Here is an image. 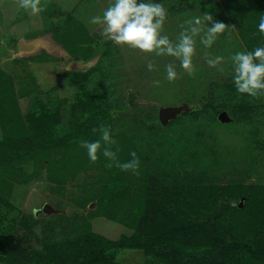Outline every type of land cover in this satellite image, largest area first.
<instances>
[{
    "label": "rangeland",
    "instance_id": "obj_1",
    "mask_svg": "<svg viewBox=\"0 0 264 264\" xmlns=\"http://www.w3.org/2000/svg\"><path fill=\"white\" fill-rule=\"evenodd\" d=\"M114 2L40 0L39 7L44 10L34 13L31 8L20 7L19 0H0V141L4 140L5 134L10 137L9 142L12 137H19L17 131H9L6 127L10 122L7 115L11 111L18 110L15 115L18 120L31 112L38 116L43 113L39 123L47 132H54V128H59L57 121L68 119L71 105L75 117L83 118L89 111L92 115V106L102 101L105 96L102 91L106 88L109 102L115 105L119 114L121 108H125L122 111L127 116L131 115L134 121L139 116L145 117L134 127L132 124L129 127L127 121L122 128L123 131L134 132L136 139H133V144L144 160V164L140 161L139 174L105 165L107 158L99 156L98 161L90 160L85 169L73 177L68 175L64 184H58L49 180L47 166L38 169L35 164L37 156L32 155L36 160L23 170L18 169L23 161H0V193L12 199L22 216L28 215L37 222L34 228L37 237L43 238L51 232L77 235L76 225H84L83 228L111 240H119L133 230L107 215H95L103 206L101 199L104 196L109 200L116 198L106 206L112 213L120 207L128 209L130 205L135 209L145 201L153 203L152 208L166 211V195L177 191L181 192L178 194L180 198L187 188L202 185L256 184L253 188L259 189L256 192H261L260 200H264V95L252 97L237 91L232 61L237 52L264 47V38H259L262 35L258 28L259 15L238 11L234 18L223 0H143L144 3H161L167 9L160 35L168 36L173 44L188 27L186 21L206 12L214 20L234 26L230 36L227 32L218 34L211 47H205L199 36L196 38L195 72L189 75L176 57L144 53L102 36L100 26L91 24L90 20L93 16H102ZM17 39L28 44L36 42V48L26 50L33 53L30 56L32 60L25 58L28 56L19 49L20 41ZM216 56L224 59L218 67H211L207 59ZM113 57H117L116 60ZM73 60L89 67L74 69L70 66ZM149 61L154 65L151 71L147 67ZM170 63L179 75L171 82L166 72V65ZM100 67L106 69L104 77L98 70ZM219 68H223V72ZM102 77L106 86H100ZM154 81H159V85H154ZM32 88L40 91L37 95L42 102L52 103V109H47L46 105L41 108L44 103L31 102L28 105L22 102L20 94L24 93L21 91ZM14 94L20 98L15 99ZM180 107L184 111L181 110L176 117L165 124L160 121L162 108ZM58 111L59 120L56 118ZM25 121L29 123L30 118L26 116ZM113 131L114 134L115 129ZM47 132L45 135L49 138L51 135ZM51 137L57 138L58 135ZM127 150L122 153L120 148L118 161L123 155L132 159L130 153L134 150L129 149L130 153ZM0 152H3L0 155L22 154L18 150ZM115 168L121 170L120 176L112 173ZM34 170L38 172L32 173ZM24 171L30 174H22ZM112 178L118 185L110 183ZM116 188L118 191L113 194ZM143 189L146 190V198ZM242 192L245 196L239 205L243 201V212H233L237 200H231L233 204L225 215L224 223L229 224L232 219L237 227L232 230V237L249 242L250 238L257 237L259 229L251 222L254 211L250 203L254 196L248 198V194L244 190ZM224 204L220 202L218 209ZM261 209L264 208L261 206ZM215 212L218 213L217 210L210 211L214 216L209 219L217 227L223 217ZM222 231L230 236L227 227H222ZM221 234L218 236L225 235ZM218 243L226 245L227 242L223 237ZM114 254L119 264L173 262L165 256L148 257L142 250L117 249ZM236 259L234 262V256L231 259L226 254L214 260L213 264H238ZM248 264H264V260H248Z\"/></svg>",
    "mask_w": 264,
    "mask_h": 264
},
{
    "label": "trees",
    "instance_id": "obj_2",
    "mask_svg": "<svg viewBox=\"0 0 264 264\" xmlns=\"http://www.w3.org/2000/svg\"><path fill=\"white\" fill-rule=\"evenodd\" d=\"M250 1L223 0L225 6L228 7L234 18L238 15V11L256 13L260 17L264 10V0ZM262 37L264 38V34L259 37L260 40ZM248 40L250 42L251 38L249 37ZM112 55L115 56L116 54L114 53ZM116 58L113 57L114 60ZM98 70L104 77L106 69L100 67ZM103 77L99 81L100 86L102 84L106 86ZM102 92L105 96L100 103L92 106L94 108L92 115H90L89 111L83 115V118L75 117L71 111V105L68 119L57 121L59 120L58 111L56 125L59 128L55 129L52 126L54 132L52 130L47 132V129H43V125L39 123V117L42 119L43 113L40 116L35 114V112L26 114L25 118L26 116L30 118L29 123H26L23 117L21 120L15 119L18 111V107H16V112L11 111L7 115V121L9 120L10 122L6 127L9 131H17L16 133L19 137L14 136L11 138L12 141L9 142L10 137H7L5 134L4 140L0 141V151H5V149L12 150V152H15V150H18V152L24 151L21 155H0V161L9 162L11 159L13 161H23L18 166V169L22 168L21 170H23L37 158L38 160L35 164L39 170L42 169V166H47L49 180L58 184H64L67 181L68 175L73 177L89 165L90 159L87 150L80 146L81 141L94 142L101 140V136H99L101 132L99 129L101 126H104L110 128L112 138L116 141L115 144L110 146L113 152L119 154L120 148L121 151L123 150L122 153L126 148L128 152L129 149H133L139 157V160L143 163V157L133 144V139H136L134 132L130 130L129 132L123 131L122 128L125 127L127 121L129 127L130 124L134 127L138 120L141 121L145 117L143 115L139 116L134 121L131 115L127 116V113L122 111L126 110L125 108H121V114H119L115 105L109 102L106 88ZM20 95L21 97L25 96L29 103H44L41 104V108L44 109V105H46L47 109H52V103L50 101L49 103L47 101L39 102V96H34L32 91ZM14 97L15 99L20 98L16 94H14ZM74 108L75 105L73 106ZM183 109H186V107ZM93 129H97V131L93 132ZM114 129L115 133L113 134ZM46 132L50 133L51 136L58 135V137L53 138L50 136L48 138L45 135ZM7 142L12 145H9ZM101 144L104 147H108V145H104L102 140ZM42 151H44L43 154ZM32 155L37 157L33 158L31 157ZM99 156H103V148L98 152ZM121 158L119 157L120 163L130 161L128 156L124 157L123 155V158ZM104 164L115 166V162L108 158ZM37 172V170H34L32 173ZM112 173L120 176L121 170L115 168ZM22 174L30 173L24 171ZM14 179L16 180L15 177ZM16 181L19 180L17 179ZM115 182H117L115 178L110 179L112 185H118ZM253 186L257 185H243L238 183L237 185H202L189 187L180 198L179 195L181 192L178 191L179 194L175 191V193H171L165 197L166 211L164 209L158 210L152 208L151 205L153 203L148 204L145 201L143 205L139 204L135 209L133 205H130L128 209L120 207L112 213L106 206H108L109 202L116 200V198L109 200L104 196L101 199L103 206H100L99 211L95 215H107L113 220L116 219L126 224L129 229L133 230L130 235H125L119 240H111L92 230H88L87 227L83 228V224H80L83 225L82 227L76 225L78 228L77 235H73L70 232L56 235L54 232H51L49 234L53 236L47 234L43 238L37 237L34 230L37 222L31 220L28 215L23 214L22 216L21 210L15 206L12 199L0 193V262L3 264H119L116 263L114 254V251L117 249L142 250L148 257L153 255L165 256L170 261H173L171 262L172 264H205L210 262L213 264L214 260L226 254L227 256L230 255L231 259L234 256V262L237 258L236 262L238 264H248V260L254 262L256 260L260 261L261 259L263 261L264 209L259 210V207L261 208L262 206L264 208V200H260L262 193L256 192L259 189L256 187L253 188ZM242 190L248 194V198L254 196V199L250 203L254 211L251 214V222L252 224L255 223L259 229V233L256 235L257 237L253 240L249 237V242H242L240 239L232 237V230L237 229L236 223H233L232 219L229 220V224L225 225L224 223V220H226L225 215L233 204L231 200H237L233 205L234 208L232 211L235 213L243 212L244 207L239 206L240 200L245 196ZM117 191L118 188L112 191V193L114 194ZM143 194L144 198H146L145 189H143ZM175 196L176 198H172ZM174 202L175 206H173ZM178 202L180 205H178ZM220 202H225V204L218 209ZM215 210L218 211L215 214H218V216L221 214L223 217V220L221 222L219 221L220 224L217 227L209 219L214 216L210 214V211ZM222 227L223 229L227 227L229 230L227 233L230 232V236L222 231ZM221 232L225 234L223 237L227 242L226 245L225 243H218L223 238L218 236V234L222 235ZM236 233L240 234V232ZM260 244L263 245L261 246ZM227 245L228 247H226Z\"/></svg>",
    "mask_w": 264,
    "mask_h": 264
},
{
    "label": "clouds",
    "instance_id": "obj_3",
    "mask_svg": "<svg viewBox=\"0 0 264 264\" xmlns=\"http://www.w3.org/2000/svg\"><path fill=\"white\" fill-rule=\"evenodd\" d=\"M22 8L35 12L43 11L39 7L40 0H19ZM167 18V9L161 3H144L143 0H115L114 3L103 12V15L93 16L90 23L100 26L101 35L109 41H114L118 45H128L134 49H139L144 53H154L157 56H173L179 59L180 66L193 75L195 67L193 56L196 47V38L199 36L200 42L205 47L211 45L218 38V34L225 32L231 35V28L223 22L214 20L210 13L197 16L186 21L188 27L179 35L178 42H173L168 36H161L163 24ZM211 25V26H210ZM260 33L264 34V14L260 16ZM222 56L207 59L211 67H218L222 61ZM234 83L239 93H246L252 97L264 95V47H257L253 51L237 52L233 57ZM258 61V62H255ZM151 71L154 68L153 62L147 65ZM223 72V68H219ZM167 79L171 82L179 78L173 64L166 65ZM158 86L159 81H154ZM101 140L94 142L81 141L80 146L87 150L89 159L92 162L98 160V152L103 148V156L115 162V166L122 171L132 170L137 175L140 165L136 152H131L132 159L128 162L120 163L116 152L111 150V145L116 141L112 138L110 128L101 126ZM97 129H93V132ZM111 166V165H110Z\"/></svg>",
    "mask_w": 264,
    "mask_h": 264
},
{
    "label": "water",
    "instance_id": "obj_4",
    "mask_svg": "<svg viewBox=\"0 0 264 264\" xmlns=\"http://www.w3.org/2000/svg\"><path fill=\"white\" fill-rule=\"evenodd\" d=\"M36 48V42L34 43H27L25 40H21L19 42V49L22 51V52H27L26 50L27 49H34ZM70 66L74 69H77V70H84L86 68L89 67V65L87 64H83L82 62L80 61H77V60H73L71 63H70ZM181 107L180 108H170V109H161L160 112H159V115H160V120L162 123H167L168 120L176 117L178 115V113H180L181 111ZM243 205V201H241L240 203V207Z\"/></svg>",
    "mask_w": 264,
    "mask_h": 264
},
{
    "label": "crops",
    "instance_id": "obj_5",
    "mask_svg": "<svg viewBox=\"0 0 264 264\" xmlns=\"http://www.w3.org/2000/svg\"><path fill=\"white\" fill-rule=\"evenodd\" d=\"M22 39V38H21ZM24 39V38H23ZM18 41H20V39H17ZM23 54H24V56H28V57H25V58H28V59H30V60H32V58H30V56H32V54L33 53H28V52H22ZM29 91H32V93H34V96H37V92H40L39 90H35V89H30V90H26V91H21L22 93H27V92H29ZM21 92H19V93H21ZM40 99V98H39ZM21 100H22V102H26L28 105H30V103H29V101H28V99L27 98H25V96L24 97H21ZM39 102H41V100L39 101ZM28 107V106H27Z\"/></svg>",
    "mask_w": 264,
    "mask_h": 264
}]
</instances>
